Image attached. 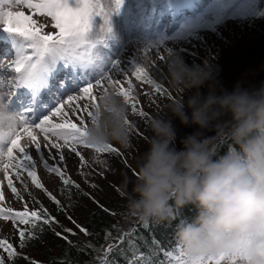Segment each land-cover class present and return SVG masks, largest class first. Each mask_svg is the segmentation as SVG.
Masks as SVG:
<instances>
[{
  "label": "clouds",
  "instance_id": "obj_1",
  "mask_svg": "<svg viewBox=\"0 0 264 264\" xmlns=\"http://www.w3.org/2000/svg\"><path fill=\"white\" fill-rule=\"evenodd\" d=\"M166 69L170 87L179 95L168 105L170 115L150 121L153 135L137 164L128 209L149 224L193 206L196 215L176 231L186 257L236 255L238 264H264V81L245 87L242 78L228 91L213 63L189 64L174 50ZM259 71L264 72V65ZM92 113L85 143L130 147L128 107L114 91L102 92ZM9 115L6 110L0 114V133L10 130ZM177 119L196 129L179 149ZM225 128L234 147L217 155L213 145Z\"/></svg>",
  "mask_w": 264,
  "mask_h": 264
},
{
  "label": "rangeland",
  "instance_id": "obj_2",
  "mask_svg": "<svg viewBox=\"0 0 264 264\" xmlns=\"http://www.w3.org/2000/svg\"><path fill=\"white\" fill-rule=\"evenodd\" d=\"M100 2L104 6L105 11L111 13L114 9L113 0H100ZM179 2L191 4V7H193L192 17L183 21L174 19L175 28L171 31L156 30L154 28L155 24L165 22L166 25H171L163 13L172 8L173 15H178L176 7L178 8ZM227 2L228 0H225V3ZM204 3H207V5L204 6ZM215 4L216 0H124L119 14H114L110 18L112 39L109 40L108 49L103 51L109 53L112 59L120 61L121 70L120 72H112L113 78L120 79L125 89L128 88L127 81H132L131 96L134 97L133 102L136 103L138 111L144 112V116H139L132 112L131 103L127 104L128 120L131 125L130 147L125 149L115 142L111 143V146L121 153V155H116L114 153L98 154L91 148L77 146V151L84 157L82 163L81 158L72 153L69 147L63 146L62 140L51 137L53 142L62 145L59 151L56 148H52L50 144L45 147L46 141L43 139V134L36 130L41 144L43 160L47 161L49 165L59 164V152L65 155L64 174L78 187L66 186L59 177L49 173L43 167L40 155L35 153V146L29 143L24 134L21 133L20 143L22 146H26V150L33 155L38 178L45 186V189H47V192L60 201V205L57 206L49 199L45 191L37 189L32 184L31 178L26 171L20 172V179L17 180L16 169L10 166L8 176L13 179L19 198L13 195L8 188L5 172L0 170V191L4 195V200L0 201V208L23 211L26 204L29 211L44 209L53 214L56 219H60L57 214L62 211L65 213L66 219H62L60 224L68 225L70 218L72 221L84 220L89 210L93 209L95 201H98V196L100 199L102 197L109 199L107 194L109 197L117 196L119 195L118 193L122 192L121 188L125 190L124 186H126L128 194H131L137 178V164L147 151L149 140L153 135L149 127L150 121L158 116L166 117L170 115L168 105L179 95L170 87L167 76V48L179 52L189 64H202L204 60L213 63L219 69V83L228 91H231L242 78L245 80V87L258 86L264 81V72L259 71L260 66L264 65V16L241 18L239 16L233 17L229 14L219 22H216L211 28L198 29V38L188 41L165 40L163 46L159 49H149L147 55H145L144 49L147 45L156 43L164 37L174 36L182 24L196 20ZM201 5H203L202 10L198 12L196 9ZM9 7L14 10H22L25 14H31L27 8H18L15 5H6L5 10H8ZM159 13L163 17H159ZM33 18L38 24L43 25L42 31L44 33L55 35L58 32L52 26L54 22L51 17L37 14ZM206 18L209 20L213 19L211 14ZM101 26L105 30L102 31ZM2 27L3 25L0 24V29ZM106 27L107 25L104 24V21L97 17L94 21V39H103L106 35ZM0 47H2V43H0ZM93 51L91 48L86 51L80 50L79 56L82 59H87V55H90ZM160 55L165 57L163 61L160 60ZM8 58H0L2 59V63H0V79L5 81L6 78L15 76V73L11 72V69L7 66L12 61L5 63V60H10ZM137 64L148 69L150 77L161 85L163 92L158 93L152 85L136 80L131 73ZM62 65L63 62H58L57 64V66ZM70 67L76 69L75 65H70ZM66 75L67 72H60L55 77L61 81ZM103 83L107 85V81ZM109 91H113V89L109 88ZM200 91L205 95L207 94L206 88H202ZM102 92V89L93 88V95L97 97L98 102ZM7 94V88L0 92V95H4L5 98H7ZM68 95L79 96L80 93L75 92ZM68 95L59 101L66 100ZM120 98L123 100V97ZM86 104L88 110L93 111L90 101L78 99L71 102V107L67 104L65 105L63 112L68 113L67 117L63 115L53 117V122L61 123L64 119H70L73 123L80 126V119H84L89 124L90 117H88L87 112L83 111ZM77 105H80V107L77 108ZM54 106H58L57 103ZM45 115H51V111L49 110ZM174 124L177 128L176 146L179 149L182 148L180 141L196 129L195 127H185L178 119L174 120ZM207 135L214 136L215 133L208 132ZM14 155L18 159L20 158L18 152L14 153ZM15 163L16 161L12 162V164ZM128 182L131 183V186H127L129 185ZM125 199L127 202V198L124 197L123 200ZM72 225H76L74 227L76 230L80 229L76 221H73ZM22 226L19 224L14 225L11 220L0 219V240L11 243L13 248L18 250L21 240L17 229H21ZM35 256L37 257V254ZM0 257H3L4 260L6 259L7 252L4 249H0Z\"/></svg>",
  "mask_w": 264,
  "mask_h": 264
},
{
  "label": "snow or ice",
  "instance_id": "obj_3",
  "mask_svg": "<svg viewBox=\"0 0 264 264\" xmlns=\"http://www.w3.org/2000/svg\"><path fill=\"white\" fill-rule=\"evenodd\" d=\"M114 9L111 13L105 11L100 0H0V56L3 58L13 57L9 64L11 72L15 76L0 79V92L8 89L7 98L0 95V114L5 110L10 114V130L7 133H0V170L5 172L7 186L13 195L19 198V193L13 179L8 176L9 167L16 169V179H20L19 173L26 171L31 178L32 184L40 190L45 191L49 199L57 206L60 201L51 193L47 192L45 186L41 183L35 171V161L33 155L26 150V146H22L21 133L28 139L29 143L35 146V153L40 155L43 167L51 174L59 177L66 186H75L69 178L64 174L63 167L66 159L62 152H59V164L49 165L43 160L41 153V144L36 134V130L43 134L46 141L45 147L50 144L52 148L58 151L62 145L52 141L51 137L63 141L64 147H69L70 151L81 158L83 163L84 157L77 146L91 148L95 153H114L121 155L119 151L106 144L97 147L85 143L87 135L88 123L84 119H80V126L73 123L70 119H64L61 123L53 122V117L61 115L67 117L68 113L63 112L65 105L71 107V102L78 99L90 101L92 107H98L97 97L93 95V88L102 89L104 93L109 92V88L113 89L117 96L123 97L126 104L131 103L132 112L139 116H144L143 111H138L134 97L131 96L132 81H127L128 88L125 89L120 79H114L112 72H120V61L112 59L110 54L103 51L108 49L109 40L112 39V27L110 18L114 14H119L124 0H113ZM15 5L18 8H27L31 14H25L22 10H14L9 7L5 10V6ZM184 3L179 2L178 10L187 7ZM51 17L54 22L53 27L58 32L53 35L42 31L43 25L37 23L33 18L34 15ZM211 14L213 19L206 17ZM233 17L248 16H264V6H258V0H216V4L209 8L204 15L199 16L196 20L188 21L180 26L179 31L172 37H164L156 43L149 44L145 47L144 53L147 55L149 49H159L164 45L165 40L172 41H188L198 38V29L211 28L216 22H219L227 15ZM100 17L106 27V35L103 39H94V21ZM101 30H105L101 26ZM93 49L94 51L87 55V59L79 56L80 50ZM168 55L172 49H166ZM160 60L165 57L160 55ZM58 62H63L65 67L70 65L76 66V73L69 75L65 81H58L57 77H53V73L57 71ZM2 63V59H0ZM136 80L152 85L156 92L161 93L163 89L152 77H150L148 69L139 64L134 66L133 72ZM52 77L53 82L49 85V78ZM107 81V85L103 82ZM50 88L45 96L52 97L56 100L58 106H54L51 100L40 98L37 99L43 89ZM25 89V92H17L15 90ZM53 92H59L61 95L79 92L80 95H68L66 100L59 101ZM48 107L51 115H45L43 108ZM77 108L80 105L76 106ZM31 113L32 116L21 114ZM83 111L87 112L88 117L92 118V111L88 110L87 104ZM34 117V119H33ZM42 117V118H41ZM131 127L129 120L125 121ZM231 150V149H229ZM18 152V159L14 153ZM7 161V163H5ZM16 161L15 164H12ZM4 200L3 192L0 191V201ZM107 211V210H106ZM179 220L180 224L186 222L182 214L179 212L173 217ZM0 219L11 220L14 225H32L35 227L37 221L44 224L55 223V219L51 217L47 210L29 211L25 204L23 211H14L12 209L0 208ZM149 231H154L155 227H174L170 222L163 225L149 226L145 224ZM19 232L21 246L24 244L26 233L22 229ZM87 235V230L83 227L80 229ZM65 231L71 232L70 229ZM59 235V234H57ZM180 247V246H179ZM0 249L7 252L9 259H14L15 249L11 243L0 240ZM111 247H109V251ZM238 256L231 257H208L200 259H191L185 256L180 248V256L177 264H238ZM0 264H4V258L0 257Z\"/></svg>",
  "mask_w": 264,
  "mask_h": 264
},
{
  "label": "trees",
  "instance_id": "obj_4",
  "mask_svg": "<svg viewBox=\"0 0 264 264\" xmlns=\"http://www.w3.org/2000/svg\"><path fill=\"white\" fill-rule=\"evenodd\" d=\"M258 6H264V0H259ZM233 147L225 128L223 136L214 143L213 150L217 155H223ZM128 184L131 186V183ZM124 188L117 196L109 197L106 193L110 200L98 196V201H95L84 220H73L80 229L83 227L87 230V235L74 228L76 225H72L71 218L67 220L68 225L60 224L62 219H66L60 209L61 212L57 214L60 219L47 211L57 221L55 223L37 221L35 227L23 225L21 229L26 233L24 244L21 246L20 243L14 259L7 256L4 264H177L180 247L176 231L180 222L173 217L179 212L184 220L191 219L196 215V209L193 206L174 209L171 219L148 224L153 226L170 222L174 227H155L154 231H149L139 217L128 209L126 199L123 200L127 198L128 191L126 186Z\"/></svg>",
  "mask_w": 264,
  "mask_h": 264
},
{
  "label": "bare ground",
  "instance_id": "obj_5",
  "mask_svg": "<svg viewBox=\"0 0 264 264\" xmlns=\"http://www.w3.org/2000/svg\"><path fill=\"white\" fill-rule=\"evenodd\" d=\"M132 31H134V30H132ZM122 34V33H121ZM123 34H125V33H123Z\"/></svg>",
  "mask_w": 264,
  "mask_h": 264
}]
</instances>
